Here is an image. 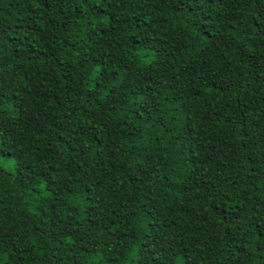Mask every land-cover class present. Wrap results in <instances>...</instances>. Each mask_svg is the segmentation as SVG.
I'll use <instances>...</instances> for the list:
<instances>
[{"label":"trees","instance_id":"16d2710c","mask_svg":"<svg viewBox=\"0 0 264 264\" xmlns=\"http://www.w3.org/2000/svg\"><path fill=\"white\" fill-rule=\"evenodd\" d=\"M0 264H264V0H0Z\"/></svg>","mask_w":264,"mask_h":264},{"label":"rangeland","instance_id":"374dc122","mask_svg":"<svg viewBox=\"0 0 264 264\" xmlns=\"http://www.w3.org/2000/svg\"><path fill=\"white\" fill-rule=\"evenodd\" d=\"M0 166H2L5 169H10L11 162L9 160L4 161L3 159H0Z\"/></svg>","mask_w":264,"mask_h":264}]
</instances>
